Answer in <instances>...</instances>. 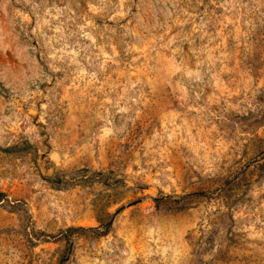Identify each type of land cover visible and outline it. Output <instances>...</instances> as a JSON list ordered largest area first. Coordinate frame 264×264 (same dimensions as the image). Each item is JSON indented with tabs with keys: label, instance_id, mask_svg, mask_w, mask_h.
Returning <instances> with one entry per match:
<instances>
[{
	"label": "rangeland",
	"instance_id": "obj_1",
	"mask_svg": "<svg viewBox=\"0 0 264 264\" xmlns=\"http://www.w3.org/2000/svg\"><path fill=\"white\" fill-rule=\"evenodd\" d=\"M0 264H264V0H0Z\"/></svg>",
	"mask_w": 264,
	"mask_h": 264
}]
</instances>
